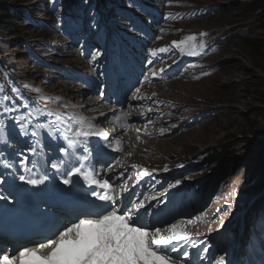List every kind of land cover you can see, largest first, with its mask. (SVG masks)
Returning a JSON list of instances; mask_svg holds the SVG:
<instances>
[{
  "label": "snow or ice",
  "instance_id": "obj_1",
  "mask_svg": "<svg viewBox=\"0 0 264 264\" xmlns=\"http://www.w3.org/2000/svg\"><path fill=\"white\" fill-rule=\"evenodd\" d=\"M201 35L204 34L201 33ZM172 44L182 55L188 56H199L204 48L203 42L197 43L195 35H188L184 39L173 41ZM171 50L170 47L151 49L152 59H149L147 63L154 64L159 59L158 54H167ZM95 58L93 56V60ZM164 71L163 68L159 69V72ZM158 74L155 68L151 70L153 77ZM148 80L149 76L145 75L144 81ZM139 92L140 89L136 88V93ZM132 98L143 99L135 93ZM9 99L7 95H0V107L4 112L17 110L16 107L5 103ZM23 106L28 107V105ZM34 112L37 116L44 114L43 110L37 108L30 110L26 116L13 117L17 121L21 134L29 135L28 129L31 125V136L39 137L37 145L41 148L45 146L42 143L45 137L40 135L41 131L52 140L66 141V146H58L59 152L71 156L74 162L69 163L63 158H58L59 163L53 161L52 167L59 169L60 164H68L63 173L68 178L63 179L62 183L68 185L82 179L91 189V196L102 203L96 206L97 211L76 217L43 241L10 250L0 248V264H177L178 261L186 264L183 258L189 256L187 246L195 247L197 243L189 230L193 220L178 219L167 223L166 226L150 229L143 220L147 212L146 200L133 199L135 193L130 190L126 181L117 188L110 182L111 177L105 179L98 176L94 165L90 163V153L86 147L88 138L96 135L103 136L107 140V134L92 131L94 126L87 123V118L83 116H71L65 122L61 114L48 112V116L55 115L56 119L44 123L38 121L33 123ZM116 119L118 121L119 117ZM62 124L65 126L61 127ZM0 142H6L2 126H0ZM115 145V151L122 150L119 139L115 141ZM81 146H83V154L77 155L76 149ZM27 162L28 157H24L21 164L27 168ZM32 163L33 167H36L38 161ZM133 167L137 166L133 165ZM107 171L111 172V168ZM164 171L168 169L165 167ZM120 175L122 176L123 173ZM150 176L152 172L147 169L139 171L141 178ZM72 177H76L77 180L73 181ZM19 179L23 181L25 176L21 175ZM47 179L48 176L43 175L39 179H27L26 182L31 185H40ZM139 182L137 180L136 183ZM179 183L180 181H176V184ZM132 188L134 189L135 185ZM125 193L128 195L125 196ZM151 199L157 198L152 196ZM202 251L208 253L209 249L205 247ZM215 264H225L224 257L215 259Z\"/></svg>",
  "mask_w": 264,
  "mask_h": 264
},
{
  "label": "rangeland",
  "instance_id": "obj_2",
  "mask_svg": "<svg viewBox=\"0 0 264 264\" xmlns=\"http://www.w3.org/2000/svg\"><path fill=\"white\" fill-rule=\"evenodd\" d=\"M190 1L200 5L218 6V12L211 15L209 20L204 19L196 25L199 27L218 25L219 32H232L230 35L232 39L215 58V63L220 67L218 74L196 85L178 84L170 94L183 104L195 103L198 108L212 105L218 116L199 130L166 142L165 145L169 147L168 152L172 156L181 152L195 157L202 152L210 155L214 151V156H211L214 166L217 165V160L224 156L220 165L225 164L230 181L244 188L252 171L257 173L261 170L260 174L264 178V0ZM6 5L15 12L27 8L29 13L36 10L35 0L23 4L10 0ZM32 15L35 17L36 14ZM192 25L193 22L189 24L191 27ZM0 33V57L23 67L31 78L38 79L39 84H41L39 79L47 75L51 79V84H48L47 88L49 90L62 83L68 84L67 80H60L61 72L58 74L56 70L40 69L33 64V58L26 55L23 48L25 44L34 47L37 43L43 42L46 45L42 35L36 30H27L22 20L16 19L12 24H6L5 30ZM243 40H252L256 44L257 55L251 58L248 47L242 45ZM71 52L74 53V50ZM46 55L48 56V53ZM46 55H39V58L43 59ZM62 58L50 61L57 67L66 65L77 69L75 59L73 61L71 57L65 58L64 60H67L65 64L62 63L64 61ZM71 85H64L65 89L59 91L76 99L78 90ZM227 157L230 160H227ZM263 183L264 180L262 181L259 175L258 182L251 185L253 191ZM241 201L245 202L244 199Z\"/></svg>",
  "mask_w": 264,
  "mask_h": 264
},
{
  "label": "trees",
  "instance_id": "obj_3",
  "mask_svg": "<svg viewBox=\"0 0 264 264\" xmlns=\"http://www.w3.org/2000/svg\"><path fill=\"white\" fill-rule=\"evenodd\" d=\"M9 1L10 0H0V32L2 30H5L6 24H12L18 18L16 14L12 13V8L6 5V3ZM13 1H18V0H13ZM242 45L244 47H248L251 58L257 55L256 44L253 43L252 40L244 41Z\"/></svg>",
  "mask_w": 264,
  "mask_h": 264
},
{
  "label": "bare ground",
  "instance_id": "obj_4",
  "mask_svg": "<svg viewBox=\"0 0 264 264\" xmlns=\"http://www.w3.org/2000/svg\"><path fill=\"white\" fill-rule=\"evenodd\" d=\"M25 3V2H24ZM35 7V6H34ZM31 38H32V36H30ZM30 40H33V39H30ZM244 42V41H243ZM72 54H73V52H71ZM73 56V55H72ZM68 59H70V58H68ZM71 59H72V57H71ZM58 63H61V62H58ZM62 63H67V60H64ZM69 63H72V62H69ZM57 72H60L61 70H56ZM43 72V71H42ZM61 75V74H60ZM60 83V82H59ZM64 85H67V86H69V85H71V84H64ZM64 85H63V83L61 84V85H59V86H56V88H51L50 90L51 91H53V92H59V90L60 89H65V88H63L64 87ZM193 85H196V84H193ZM147 97V96H146ZM144 98L143 100H145V99H147V98ZM141 142H143L144 143V141L143 140H141ZM149 152L148 151H146V154H148ZM231 155V154H230ZM227 160H230L229 159V157H227L226 158ZM101 160H105V157L104 158H102ZM101 160H100V162H101ZM259 194L260 193H258L257 195H255V196H259ZM255 196H253V198H252V202L250 203V205H256V204H258L257 203V200L255 199ZM249 205V206H250ZM252 208V207H251ZM1 235V234H0ZM241 249H243V248H241ZM237 256H239L238 254H237V252L235 253ZM264 256V251L261 253V257H263Z\"/></svg>",
  "mask_w": 264,
  "mask_h": 264
},
{
  "label": "water",
  "instance_id": "obj_5",
  "mask_svg": "<svg viewBox=\"0 0 264 264\" xmlns=\"http://www.w3.org/2000/svg\"><path fill=\"white\" fill-rule=\"evenodd\" d=\"M263 191H264V183L262 185H258L257 188L253 191V193L252 192L250 193L251 196L249 197V200H247L246 204H248L252 200L253 196L257 195L258 193L261 194Z\"/></svg>",
  "mask_w": 264,
  "mask_h": 264
}]
</instances>
